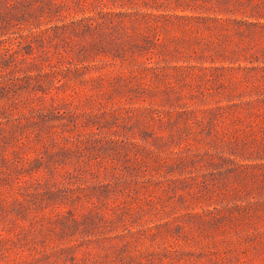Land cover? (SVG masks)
I'll return each instance as SVG.
<instances>
[{
  "label": "rangeland",
  "instance_id": "374dc122",
  "mask_svg": "<svg viewBox=\"0 0 264 264\" xmlns=\"http://www.w3.org/2000/svg\"><path fill=\"white\" fill-rule=\"evenodd\" d=\"M0 264H264V0H0Z\"/></svg>",
  "mask_w": 264,
  "mask_h": 264
}]
</instances>
